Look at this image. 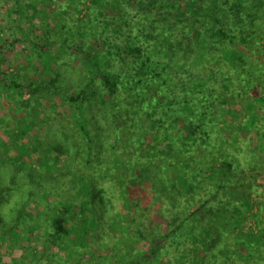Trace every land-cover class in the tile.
<instances>
[{
  "label": "trees",
  "instance_id": "16d2710c",
  "mask_svg": "<svg viewBox=\"0 0 264 264\" xmlns=\"http://www.w3.org/2000/svg\"><path fill=\"white\" fill-rule=\"evenodd\" d=\"M113 2L116 6L111 9L117 15L106 13L105 16L110 18L108 22L116 42L102 56L93 50L87 53L80 46L75 48L73 53L85 59L87 69L93 74L67 100L79 108L74 124L81 142L76 146H83L77 148L75 169L83 172L82 168H76L82 166L87 171L93 161L99 180H109L105 183H110L113 173L118 172L119 177L113 180L119 187V206L127 201L132 206L129 214L133 212L135 218L142 214L149 220L158 217L163 225L160 234L150 237L143 232L145 225L135 227L136 235L130 237L132 243L137 246L140 239L147 248L121 255L123 264H157L160 252L172 246L175 251H168L169 264H264V221L253 214L258 232H242V223L249 221L258 205L252 196L253 175L242 180L243 173L239 175L234 165L236 157L242 164L254 166L255 152H244V141L234 142L238 135L232 132L233 121L225 110L237 98H244L256 108L264 107V0ZM14 6L11 11L18 15L19 28L25 25L50 29L51 12H57L60 5L56 0H16ZM36 19H39L37 24ZM98 23H101L99 18ZM241 47L253 56L247 58ZM256 54L262 55V64L248 67ZM17 81L0 70L1 90L16 92ZM45 84L36 81L31 91L39 94L47 89ZM98 91L101 97L94 100ZM94 102L99 103L98 112L88 120L82 107L85 109ZM15 111L22 115L21 107ZM251 121L258 124L252 129L264 151L260 117L255 116ZM101 122L104 126L98 128L96 125ZM32 129L31 124L23 123L10 131L6 150L17 154L7 161L11 166L18 168L24 162L27 153L24 137ZM123 139L127 160L119 159L121 167L106 164L112 150ZM107 145L109 153L101 156ZM52 151L57 153L55 148ZM133 158L141 161L139 166L130 163ZM24 166H20L21 171L25 170ZM40 168L47 173L51 171L47 161ZM178 179H183L184 184ZM47 181L42 183L47 190L45 195L38 193L36 185H31L32 199L38 207L52 209L53 214L48 217L51 231L47 234L41 230L39 246L33 248L35 254L27 252L29 260L19 264H63L58 255V261H53V253L61 238L71 236L67 221L75 208L69 203L72 200L81 207L90 205L91 217L87 220L94 226L95 219L101 217L103 198L96 190L89 189L87 173L79 176L77 183L64 182L61 177H50ZM204 186H212L216 193L206 198L201 194ZM238 192L242 195L235 202L229 195ZM222 193L225 196L216 200ZM198 196L200 206L174 224L176 215L181 217V210L187 207L182 204L198 202ZM53 198L60 202V207ZM42 213L43 210L39 212L40 221L45 219ZM22 215L24 212H19L10 226L15 229L12 235L28 242L29 234L19 224ZM122 237L128 238L122 233V242ZM94 245L100 246V240ZM116 247L110 251L116 254L119 250ZM74 264H91V261L76 258Z\"/></svg>",
  "mask_w": 264,
  "mask_h": 264
},
{
  "label": "rangeland",
  "instance_id": "374dc122",
  "mask_svg": "<svg viewBox=\"0 0 264 264\" xmlns=\"http://www.w3.org/2000/svg\"><path fill=\"white\" fill-rule=\"evenodd\" d=\"M15 1L0 0V70L9 73L10 78H17L19 84L16 92L0 89V232H3L0 234V264H19L25 259L28 261L30 257L27 252L35 254L33 248L39 246L41 230L47 234L51 231L48 217L53 214V211L51 208L38 207L34 203L31 185H36L40 195H45L47 190L43 188L42 183L47 181V178L61 177L64 182L72 184L74 181L77 183L78 177L86 173L90 177V181H87L89 189H94L96 194L102 195L101 217L95 219L97 225L94 226L87 220L91 217L90 205L86 208L81 207L80 204L73 200L69 202L68 199L67 203L75 205L67 221L71 236L58 241V247L53 253L55 255L53 261H58V255L63 264H74L76 258H88L91 264H123L121 255L128 256L137 253L139 249L147 248V244L140 239L137 246L132 243L130 237L136 235L135 227L142 228V225H145L143 232L150 237V235L160 234L163 225H160L158 217L149 220L148 217L139 214L135 218L133 212L128 213L132 206L127 201L119 206L117 194L119 187L113 180L115 176L119 177L118 172L113 173L115 176L110 179V183H105L109 180H99L93 161L87 171L82 166L76 168H82L83 172L75 169L78 149L83 146H76L81 142L80 134L74 124L75 118L79 116V108L70 105L67 100V97L79 91L89 81L90 74H93L87 69L85 59L73 53L75 48L80 46L87 53L93 50L96 54L98 53V56H102L107 55L109 47L115 44L113 27L108 22L110 18L105 14L117 15V12L111 9L116 4L113 0H56L60 6L57 12H51L50 29H44V27L38 29L25 27V25H22L23 28L18 27L20 24L18 15L11 11L15 8L13 7ZM98 18L101 20L100 24H96ZM37 22L39 19H36L35 24ZM55 24L58 27L55 28ZM240 50L247 58L253 56L243 47ZM260 57L262 55L256 54L254 59H250L253 62H248V67L260 66L263 59ZM36 81L48 84L47 89L39 94L32 92L33 83ZM31 94L32 98H30ZM100 95L101 92L98 91V96L94 100H99ZM98 105V102H94L88 104L85 109L83 106V116L85 113V118L92 120L94 112H98ZM17 107H21L22 115L15 111ZM225 110L227 117L233 121L232 132L236 131L238 135L234 142L238 144L239 140L244 141L246 143L242 147L244 152L247 150L255 152L254 166L242 164L236 157H234V165L239 175L243 173L242 180L253 175L251 182H253L252 185L255 184L252 196L253 199L258 200V205L251 213L249 221L242 223V232L256 233L258 230L252 215L258 214L264 221V151L259 147L256 132L252 129L256 126L254 125L256 122L251 120L255 116L260 117L262 129L258 128L264 140V107L256 108L248 104L244 98H237L235 103L228 104ZM31 111L35 112L31 114ZM23 123L31 124L33 129L24 137L27 152L24 162L15 168L7 161L15 155L17 157V154L6 149L10 142V131ZM96 126L100 128L104 125L101 122ZM123 141L124 139L113 149L114 151L112 150L113 155L106 164L121 167L119 159L126 158L125 150L127 149ZM110 142L111 134L108 136L107 143L110 144ZM53 148L57 153L52 151ZM69 150L72 154L70 157ZM232 150L233 148L230 152H233ZM108 153L107 145L103 148L101 156ZM45 160L51 170L48 173L40 168L41 163L46 162ZM140 162L133 158L130 163L138 165ZM23 165L25 170L21 171L20 166ZM127 172L125 173L129 174ZM105 174L107 175V172ZM178 182L184 184L185 181L178 179ZM201 189V194H204L206 198L216 193L212 186H204ZM241 195V192H238L229 196L236 202ZM224 196L222 193L216 200ZM56 198L59 196L56 195ZM197 199L198 202L191 200L184 204L181 201L182 206L187 207L181 210V217L176 215L174 224H178L185 215L200 206L199 196ZM52 201L60 207L57 199L53 198ZM152 206H155V203ZM42 210L45 215L42 213V216L45 219L40 221L39 212ZM21 211L24 212V216H21L19 224L26 228L29 234L28 242L21 241L12 235L15 229L10 225L14 223ZM234 211L236 216L237 213ZM201 213L204 214L202 211ZM240 217L242 214L238 218ZM262 226L264 227V223ZM239 231V229L236 230L237 233ZM122 233L128 236V238L122 237L123 242L120 238ZM97 240H100L98 247L94 245ZM117 241L119 242L116 247L114 245ZM113 247L119 249L116 254L110 251ZM169 250L175 251V246L170 249L164 248L160 252L158 257L160 260L157 264H169L167 260ZM91 254H95V257L91 258Z\"/></svg>",
  "mask_w": 264,
  "mask_h": 264
}]
</instances>
